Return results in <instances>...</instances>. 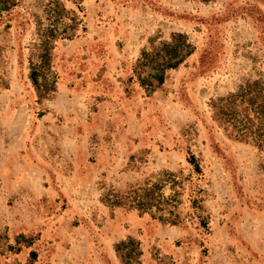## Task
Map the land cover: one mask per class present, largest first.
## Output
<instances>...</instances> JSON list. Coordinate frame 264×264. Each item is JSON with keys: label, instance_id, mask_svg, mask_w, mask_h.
<instances>
[{"label": "rangeland", "instance_id": "374dc122", "mask_svg": "<svg viewBox=\"0 0 264 264\" xmlns=\"http://www.w3.org/2000/svg\"><path fill=\"white\" fill-rule=\"evenodd\" d=\"M0 1V264H126L130 238L141 264H264V149L212 108L264 81V0ZM51 1L80 22L41 95L31 58ZM174 33L194 53L149 94L140 60ZM154 183L176 223L111 204Z\"/></svg>", "mask_w": 264, "mask_h": 264}, {"label": "trees", "instance_id": "16d2710c", "mask_svg": "<svg viewBox=\"0 0 264 264\" xmlns=\"http://www.w3.org/2000/svg\"><path fill=\"white\" fill-rule=\"evenodd\" d=\"M82 1V0H81ZM207 2L209 0H202ZM50 9L38 19V38L31 58L33 79L41 95L53 89L56 75L51 66L52 51L58 39L71 38L78 28L79 19L74 11H67L60 2L51 1ZM7 3L0 1V16L7 10ZM194 53L188 37L174 33L171 41L164 42L152 51H145L137 70L141 84L149 94L164 85L169 70L177 68ZM214 117L221 125L231 129L241 141L264 149V81L255 80L242 84L225 97L212 100ZM190 163L198 171L200 167L192 157ZM175 185L177 178H171ZM113 206H127L143 213H152L165 222L176 223L177 200L166 197L159 184L154 183L134 191L132 195L119 196L111 201ZM116 251L126 264H141V242L130 238L116 246Z\"/></svg>", "mask_w": 264, "mask_h": 264}]
</instances>
